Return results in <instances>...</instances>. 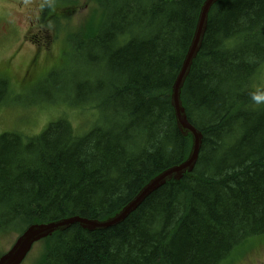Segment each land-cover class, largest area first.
Wrapping results in <instances>:
<instances>
[{"label":"trees","instance_id":"trees-1","mask_svg":"<svg viewBox=\"0 0 264 264\" xmlns=\"http://www.w3.org/2000/svg\"><path fill=\"white\" fill-rule=\"evenodd\" d=\"M205 1L92 0L103 20L90 19L68 38L83 60L71 90L39 68L41 102H56L42 108L59 119L34 137L0 135V236L72 217L113 218L149 181L188 159L192 140L178 128L172 93ZM68 7L56 0L49 17L59 20L64 8L67 16ZM263 74L264 0L220 1L181 94L203 135L194 172L167 183L117 227L54 233L32 260L237 264L255 246L247 241L264 235ZM2 75L7 104L18 76L14 69ZM83 108L98 113L94 128L92 117L89 128L80 120Z\"/></svg>","mask_w":264,"mask_h":264},{"label":"rangeland","instance_id":"rangeland-1","mask_svg":"<svg viewBox=\"0 0 264 264\" xmlns=\"http://www.w3.org/2000/svg\"><path fill=\"white\" fill-rule=\"evenodd\" d=\"M61 2L67 4L72 12L66 16L62 11L67 8L59 9L58 13L61 14V18L54 20L49 17V8L46 9V7L48 4L56 6V0H0V77H3V72L7 73L13 69L18 76V79L14 78L10 83L12 87L10 95L13 98H10L7 104L0 101L2 104L0 134L16 132L34 137L40 135L50 123L59 119L52 117L53 109L42 108L43 105L54 107L56 102H41L45 98L44 89L41 86L42 81L39 78V68L45 65L44 69H50L44 79L53 77L56 84L63 90L66 89L67 92L71 90L72 78L80 77L83 60L74 52L75 46L68 45V38L73 34L76 36L80 34L78 30L85 27L89 18L93 21L103 20V10L93 13L96 8L92 6V0H61ZM45 3L48 4L41 8ZM41 16H47L46 23L40 22ZM33 60H35V65L31 68L29 64ZM57 62H61V65L57 66ZM25 68L30 70V73L23 79L25 81L20 83ZM257 87L260 93L261 90L264 91L261 89L264 87V74L260 81L259 78L257 79ZM259 102L264 103V95L259 97ZM64 107L63 103L62 108ZM93 113L95 115L84 108L79 111L80 120L87 128L92 127L90 117L93 118V128L98 121V113L96 111ZM78 123L79 119L74 125ZM21 223L23 220H20ZM18 234L9 230L7 235L0 236V253H5L15 246ZM247 242L255 246L239 258L237 264H264V235ZM41 249V244L36 243L31 255L22 264H37V261L32 259L39 258L38 254Z\"/></svg>","mask_w":264,"mask_h":264},{"label":"bare ground","instance_id":"bare-ground-1","mask_svg":"<svg viewBox=\"0 0 264 264\" xmlns=\"http://www.w3.org/2000/svg\"><path fill=\"white\" fill-rule=\"evenodd\" d=\"M209 1H211V0H206L205 1L204 5H203V8L205 7V4L207 2H209ZM220 1H222V0H216L214 6L217 3H219ZM207 29H208V26H207ZM207 29H206V32L204 33V35H203L202 38L201 37H198V36H196L194 34L193 41H192L191 46H190V48L193 47V48H196V49H199V50L197 52L196 57L192 60V64H191L190 69H189V72H188V74H187V76L185 78V81L183 83V86H182V89H181V92H180V96H179V101L181 103V107L185 111V114L176 113L175 107L173 105L174 87H173V93H172V106H173L174 111H175L178 128H179L181 134L184 137H186V138L190 137L191 140H192V146H191V151H190L189 157L182 164H187L190 168H192V171H186L184 174L183 173H180V172H177L176 168L179 167V166H181L182 164H180L178 166H175L173 168L168 169L167 171L163 172L162 174H160L159 176H157V177H155V178H153L151 180L153 183H155V184H157V185L160 186V188L158 190L155 191V190H152L151 188H149L147 186V185H149L151 183V181H149V183L143 187V189L139 192V194L128 205H126L123 209H121L117 213V215H115L113 218H110L108 220L100 221V220H88V219H83V218H80V217H72V218L62 219V220H59V221H56V222L39 224V225H33V226H47V225L57 224V223L66 221L70 225V227L75 226V225H79L82 229L87 230V231H91V232H94V231H104V230H108V229L117 227L118 225H120L123 222H125L133 213H135L142 206V204L152 194H154L155 192L159 191L167 183H169L171 181H177V182L178 181H181L182 178L185 175L191 174V173L194 172V170L196 168V165L198 163L199 156H200L201 149H202V145H203V135H202V133L197 128H195L189 122L188 117H187V113H186V109L183 106V102H182V99H181V94H182V90H183V88L185 86V83H186V81H187V79H188V77H189V75L191 73V70H192V67L194 65V62L197 59V57H198V55H199V53L201 51V48H202V45H203V42H204V39H205V36H206V33H207ZM190 48H189V50H190ZM187 55H188V53H187ZM187 55L185 57L184 63L186 61ZM184 63H183V66H184ZM183 66L181 68V71L183 69ZM181 71H180V73H181ZM176 82H177V80H176ZM180 124H182L183 127H181ZM194 145L196 146L195 148H194ZM193 148H194V152H192L193 151ZM169 173L171 174L170 175L171 176V179L170 180L167 178V174H169ZM116 218L123 219V221L121 223L117 224V225H114V226L113 225H109V223L111 221H113L114 219H116ZM76 219L83 220V222H82L83 224L81 222L74 221ZM84 220H88L87 222L97 223L99 225H103L104 227L103 228H96V229L88 228L87 225H89V224H84ZM29 227H32V226H29Z\"/></svg>","mask_w":264,"mask_h":264},{"label":"water","instance_id":"water-1","mask_svg":"<svg viewBox=\"0 0 264 264\" xmlns=\"http://www.w3.org/2000/svg\"><path fill=\"white\" fill-rule=\"evenodd\" d=\"M216 0H211L205 4V7L201 10L197 28L195 35L198 37H203L204 33L207 29L208 24V16L209 12L211 10V7L215 4ZM199 49L191 47L186 61L184 63L183 69L177 79V82L174 85V98H173V105L175 107L176 113L185 114L184 109L181 107V103L179 101L180 92L183 86V83L185 81V78L189 72L190 66L192 64V60L196 57L197 52ZM181 127L182 124H180ZM196 146L194 145V148ZM194 148L193 151L194 152ZM177 172L185 173L186 171H192V168H190L187 164H182L181 166L176 168ZM171 174H167V178L171 179ZM176 179V178H175ZM152 190H158L160 188L159 185L151 183L147 185ZM74 221L77 222H83V220L76 219ZM88 220H84V224L87 225L88 228L96 229V228H103V225H99L97 223H91L87 222ZM123 219L116 218L113 221L109 223V225H117L121 223ZM86 222V223H85ZM83 224V223H82ZM70 227V225L64 221L57 224L47 225V226H32L28 228L22 236L18 238V241L16 242L15 246L12 247V249L7 252L4 256L0 258V264H22L29 253L31 252L33 246L38 243L39 241L51 236L54 233L61 232L63 230H66Z\"/></svg>","mask_w":264,"mask_h":264}]
</instances>
